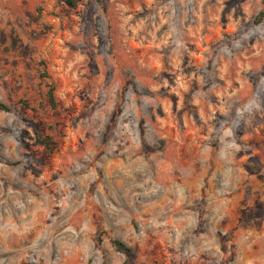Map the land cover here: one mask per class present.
Returning a JSON list of instances; mask_svg holds the SVG:
<instances>
[{
    "label": "rangeland",
    "instance_id": "374dc122",
    "mask_svg": "<svg viewBox=\"0 0 264 264\" xmlns=\"http://www.w3.org/2000/svg\"><path fill=\"white\" fill-rule=\"evenodd\" d=\"M0 98V264H264L263 0H0Z\"/></svg>",
    "mask_w": 264,
    "mask_h": 264
},
{
    "label": "trees",
    "instance_id": "16d2710c",
    "mask_svg": "<svg viewBox=\"0 0 264 264\" xmlns=\"http://www.w3.org/2000/svg\"><path fill=\"white\" fill-rule=\"evenodd\" d=\"M81 0H66V3L68 6L70 7H76L78 5V3L80 2ZM97 1H101V0H97ZM264 1V0H263ZM48 95H49V99L50 101L52 102V104L54 105V94H53V88H51L48 92ZM0 109H3V110H9V107L6 103H4L1 98H0ZM111 242L112 244L114 245V247L122 252V253H129L130 252V247L125 243L123 242L122 240L120 239H117V238H112L111 239Z\"/></svg>",
    "mask_w": 264,
    "mask_h": 264
}]
</instances>
